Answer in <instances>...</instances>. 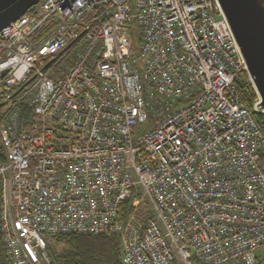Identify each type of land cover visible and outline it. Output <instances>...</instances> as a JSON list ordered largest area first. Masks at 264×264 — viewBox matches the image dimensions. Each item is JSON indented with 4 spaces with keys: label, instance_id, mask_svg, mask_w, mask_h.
Here are the masks:
<instances>
[{
    "label": "built area",
    "instance_id": "obj_1",
    "mask_svg": "<svg viewBox=\"0 0 264 264\" xmlns=\"http://www.w3.org/2000/svg\"><path fill=\"white\" fill-rule=\"evenodd\" d=\"M243 73L218 0H39L1 29L7 260L54 264V238L111 235L122 264H262Z\"/></svg>",
    "mask_w": 264,
    "mask_h": 264
},
{
    "label": "water",
    "instance_id": "obj_2",
    "mask_svg": "<svg viewBox=\"0 0 264 264\" xmlns=\"http://www.w3.org/2000/svg\"><path fill=\"white\" fill-rule=\"evenodd\" d=\"M39 0H0V30ZM264 113V0H218ZM2 106V104L0 105Z\"/></svg>",
    "mask_w": 264,
    "mask_h": 264
},
{
    "label": "trees",
    "instance_id": "obj_3",
    "mask_svg": "<svg viewBox=\"0 0 264 264\" xmlns=\"http://www.w3.org/2000/svg\"><path fill=\"white\" fill-rule=\"evenodd\" d=\"M234 85L242 105L251 111L257 94L248 75L246 73L240 75ZM23 115L29 120L31 111L23 109ZM253 119L264 136V113H253ZM128 204V201L124 203V212H127ZM47 251L54 264H122L119 241L111 235L60 236L52 240L47 246ZM0 264H11L6 257L5 246L1 241V232Z\"/></svg>",
    "mask_w": 264,
    "mask_h": 264
},
{
    "label": "rangeland",
    "instance_id": "obj_4",
    "mask_svg": "<svg viewBox=\"0 0 264 264\" xmlns=\"http://www.w3.org/2000/svg\"><path fill=\"white\" fill-rule=\"evenodd\" d=\"M66 63L67 61H64L61 65V68L62 69H66L67 66H66ZM257 256L259 258V261L260 263L264 264V247L263 248H260L258 251H257Z\"/></svg>",
    "mask_w": 264,
    "mask_h": 264
},
{
    "label": "bare ground",
    "instance_id": "obj_5",
    "mask_svg": "<svg viewBox=\"0 0 264 264\" xmlns=\"http://www.w3.org/2000/svg\"><path fill=\"white\" fill-rule=\"evenodd\" d=\"M49 63H53V60H50Z\"/></svg>",
    "mask_w": 264,
    "mask_h": 264
}]
</instances>
